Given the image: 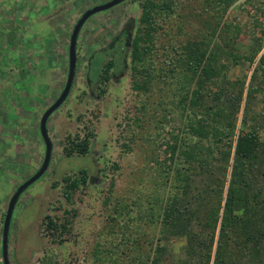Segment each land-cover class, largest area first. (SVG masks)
Wrapping results in <instances>:
<instances>
[{"label":"rangeland","instance_id":"obj_1","mask_svg":"<svg viewBox=\"0 0 264 264\" xmlns=\"http://www.w3.org/2000/svg\"><path fill=\"white\" fill-rule=\"evenodd\" d=\"M111 1L0 0V264H4L3 234L9 216V264H152L148 256H160L158 247H165L162 264L203 262L200 247L191 244L188 233L171 234L170 228L161 232L163 226L151 220L156 209L150 202L172 191L168 188L174 171L170 146L177 139L188 142L192 136L189 124L196 116L183 109L180 92L189 88L182 74L184 62L179 59L184 44L205 40V31H212L217 22L221 24L217 41L230 40L236 54L243 57L223 59L226 68L219 78L220 88L211 84L208 104L234 108L233 114L239 108L234 129L226 131L236 138L239 131L256 130L264 142L263 76L258 73L251 81L264 56V0H173L172 11L157 18L156 68L151 71L155 78L147 92L134 89L137 76L130 52L147 0H123L77 25L86 11ZM155 1L162 5L165 0ZM129 23L128 72L116 79L108 75L98 83L103 56L92 55L108 48ZM227 25L233 31L230 39L225 33ZM79 26L71 89L46 122L50 152L41 122L65 90L74 62L72 34ZM257 44L261 50L251 61L245 55H251ZM168 55L176 61V73H161V67L167 68ZM241 81L245 82L244 97H234L231 102V96L240 90L231 87ZM202 111L200 108L198 113ZM87 134L91 138L89 152L67 155L66 149H75ZM261 160L260 156L252 179L263 199ZM232 164L233 157L225 163L214 160L207 165L205 176L195 174L192 178L206 188L212 184L210 171L215 170L227 188ZM38 171L44 172L17 198L19 188ZM84 171L86 182L68 199L63 178L83 179ZM222 194L226 197V189ZM10 203L12 216L8 215ZM49 215L67 227L54 231L56 238L46 230ZM198 220L191 227L197 234L202 229ZM199 235L204 236L202 232ZM233 246L227 264H264V256L243 252L236 239Z\"/></svg>","mask_w":264,"mask_h":264},{"label":"trees","instance_id":"obj_2","mask_svg":"<svg viewBox=\"0 0 264 264\" xmlns=\"http://www.w3.org/2000/svg\"><path fill=\"white\" fill-rule=\"evenodd\" d=\"M121 1L123 0L116 2L120 3ZM172 1L165 0L160 5L155 0H147L143 4L141 26L133 39L130 51L132 70L137 76L134 83L136 90L147 92L152 86L155 77L152 79L151 71L156 68L153 50L156 49V34L160 30L157 18L158 15L171 9ZM209 3L215 4L212 1ZM115 5L113 4V6ZM220 25V22H217L212 31L208 33L205 31V40H189L184 44V50L179 59L184 62L182 74L186 77V84L189 88L181 89V97H183L181 103L185 111H192L191 113L198 119L195 117L190 121V134L192 135L190 141L182 142V139H177L176 143L170 146L172 150L171 163H174V171L171 174L173 175L172 184H168V188H171L172 191L167 190V196L150 202L156 209L152 219L151 217L150 219L163 226L162 233L169 231L168 228H170L171 234L188 233L191 244L195 243L200 247V256H202L203 262L198 264H205V262L210 264L211 261L212 264H227L228 252L234 247L233 241L235 242V239L236 245L239 242L242 244L243 252L250 250L256 256H264V198L260 199L261 190L257 188L252 179V174L256 169H259L260 156L262 157L260 163H264V142L261 141L256 130L247 133L239 131L236 138H234L233 132L226 131L227 129H234V115L236 111H239V108L233 114L234 108H220L208 104L209 98L212 97L210 86L216 83L218 86L219 78L222 77L221 74L226 68L223 59L243 57L236 54L230 45V40L225 43L217 41ZM225 33L229 39L233 37V31L229 25L225 27ZM260 50L261 44H257L253 53L245 55V57L253 61ZM165 63L167 68L161 67V73L167 71L173 74L177 72L176 61L171 56L168 55ZM259 64L252 74L251 81L256 80L258 73L263 76L264 80V56H261ZM106 67L110 69V65ZM244 83L241 81L236 86L231 87V89L237 87L240 89L237 96L235 94L231 96V102L236 100L234 97L243 99ZM215 94L218 93L215 92ZM200 108L205 113L203 111L198 113ZM231 115L233 119L230 120ZM90 145V134H87L84 138H80L75 149L67 148L66 154L72 155L77 151L86 155L90 150ZM182 146L185 148L181 149ZM231 157H233V164L227 188L226 182L221 180V177L216 176L215 170L210 171L212 184H206V188L204 187L205 184H199L200 181L192 178L195 174L196 176H205V169H208L207 165L214 160L225 163L229 162ZM224 167L225 165H223ZM224 172H226V168H224ZM82 176L83 179L82 177L78 179L71 176L63 178L65 196L68 199H71L73 192L86 182L88 176L85 171ZM200 186L204 189H201ZM225 189L226 197L222 194ZM210 191L214 192L216 197H211ZM123 208L125 209V207ZM203 211L205 218L202 219L201 213ZM47 218L48 220L45 221L46 230L51 236L55 237L54 231L58 233L59 227L60 229L67 228L66 224L57 222L53 216L49 215ZM196 219H199L197 226H202L201 232L204 236L199 235L201 232L197 234L191 229L192 224L196 223ZM205 230H207L206 239ZM61 234L63 232L59 233V235ZM156 249L160 256L151 259L149 255L148 261L150 259L152 264H162V253L165 252V247ZM193 254L196 255L197 251L195 250ZM144 264H149V262Z\"/></svg>","mask_w":264,"mask_h":264},{"label":"water","instance_id":"obj_3","mask_svg":"<svg viewBox=\"0 0 264 264\" xmlns=\"http://www.w3.org/2000/svg\"><path fill=\"white\" fill-rule=\"evenodd\" d=\"M116 1L117 0H113V1L108 2L106 4L99 5V6H96V7H93L91 9H89L88 11L85 12V14L79 20V22H78L77 25H80L81 26L85 22V20L89 16H91L92 14H94L96 12L104 11V10H107V9L111 8L113 6V4H117L118 3ZM80 26L78 28L75 27V29L73 31V34H72V37L73 38H74L73 35L75 34L74 43L71 42L72 43V46L74 47V50H73L74 62L72 64V72L70 71V73L68 75V81H67L65 90L63 91L62 95L57 100V102L51 108H49V110L44 114V116L42 118V122H41V132H42V135H43V137H44V139L46 141V144H47L46 149L48 151H50V152H51V149H52V144H51V141H50V139H49V137L47 135L46 122H47V119H48L49 115L66 99V97H67V95H68V93H69V91L71 89V86H72V83H73V79H74V76H75V46H76V38H77V35H78V31L80 29ZM72 37H71V41H73V38ZM70 66H71V64H70ZM50 154L51 153H48V156L46 157V159L48 161H49V158H50ZM47 165H48V163L46 164L45 169L47 168ZM43 168H44V165H43V167L41 169H43ZM39 171L37 172V174L34 177H32L30 180H28V182H26L25 184H23L21 186V188H19V190L17 192V198H18V196L22 193V191L25 188H27L29 185H31V183L33 181H35L36 179H38L42 175V173L44 172L43 171L42 173H39ZM8 215H11L12 216V205H11V203H10L9 208H8ZM8 215H7V217H8ZM9 218H10V221H11V217L10 216H9ZM10 221H9V224H8L7 227H6V224L4 225V229L6 228V232H7L6 235L3 234V260H4V264H9L7 255H8V236H9Z\"/></svg>","mask_w":264,"mask_h":264},{"label":"flooded vegetation","instance_id":"obj_4","mask_svg":"<svg viewBox=\"0 0 264 264\" xmlns=\"http://www.w3.org/2000/svg\"><path fill=\"white\" fill-rule=\"evenodd\" d=\"M130 27H132L131 23L127 24L121 33H119V35L111 42L108 48H100L92 55V57H94L96 54L100 53L103 56L102 69L99 78L100 81L98 83H100L102 80H105L108 75L113 79H116L124 76L128 72L129 64L127 63L126 57L129 51V43L131 40ZM90 62L91 60L89 61V64ZM107 65H110V69L108 71L104 70ZM89 72L90 69L88 65V79ZM89 85H92V81H90Z\"/></svg>","mask_w":264,"mask_h":264},{"label":"crops","instance_id":"obj_5","mask_svg":"<svg viewBox=\"0 0 264 264\" xmlns=\"http://www.w3.org/2000/svg\"><path fill=\"white\" fill-rule=\"evenodd\" d=\"M2 254H3V246H2Z\"/></svg>","mask_w":264,"mask_h":264}]
</instances>
